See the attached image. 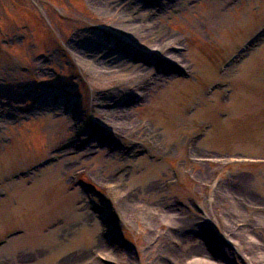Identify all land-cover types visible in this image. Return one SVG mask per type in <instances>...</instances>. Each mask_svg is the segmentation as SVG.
Wrapping results in <instances>:
<instances>
[{
  "label": "rangeland",
  "instance_id": "rangeland-1",
  "mask_svg": "<svg viewBox=\"0 0 264 264\" xmlns=\"http://www.w3.org/2000/svg\"><path fill=\"white\" fill-rule=\"evenodd\" d=\"M0 264H264V0H0Z\"/></svg>",
  "mask_w": 264,
  "mask_h": 264
},
{
  "label": "bare ground",
  "instance_id": "bare-ground-1",
  "mask_svg": "<svg viewBox=\"0 0 264 264\" xmlns=\"http://www.w3.org/2000/svg\"><path fill=\"white\" fill-rule=\"evenodd\" d=\"M110 28L115 33L121 35L123 34V36L129 38L131 42L136 43V45L141 47L142 50H149V52H156L159 54L160 59L163 61L161 66L166 73H171V70H181L183 77H188L189 71H187V64L183 63L182 57L184 55V51L182 52V47L178 46L180 37L177 34H172L164 38L157 37V34L159 33L152 35V32L148 33L142 27L138 28L137 26L130 24L125 26L119 22H114L112 25H110ZM238 56L242 58L245 56V53H240ZM97 63L99 64L100 61H97ZM87 65H89V63ZM92 67V70L94 69L97 73H100L99 65L92 63ZM223 255L227 256V252Z\"/></svg>",
  "mask_w": 264,
  "mask_h": 264
}]
</instances>
